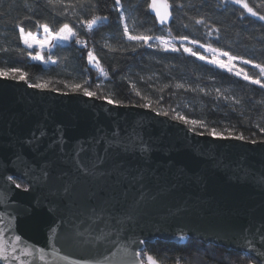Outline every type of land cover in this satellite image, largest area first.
<instances>
[{"label":"water","instance_id":"obj_1","mask_svg":"<svg viewBox=\"0 0 264 264\" xmlns=\"http://www.w3.org/2000/svg\"><path fill=\"white\" fill-rule=\"evenodd\" d=\"M148 10L162 28L155 13ZM169 12L172 14L171 6ZM172 19L171 15L166 27ZM156 113L137 106L109 105L105 99L88 98L82 93L62 95L29 88L23 81L0 80V195L12 189L8 204L0 202L4 239L18 234L21 244L43 248L45 260L36 259L34 264L102 260L103 246L60 245L54 239L51 243L62 250L55 259L48 255L56 219L48 210L56 203L48 190L62 189L66 181L75 180V207L71 212L86 213L89 192L113 187L118 177H106L101 183L80 176L74 148L107 137L118 138L130 149L123 154L109 153L103 165L110 169L121 164L126 170L127 180L120 187L130 188L127 203L138 190L154 197L146 202L128 237L146 244H181L191 239L247 255L242 235L246 229L255 232L264 223V143L197 135L181 121ZM145 147L149 151L142 156L141 148ZM91 151L103 155L104 144L92 143ZM45 165L51 173L47 188H30L25 193L6 179L8 175L23 176L26 167L38 171ZM139 176L143 177V188L133 181ZM17 181L24 183L23 179ZM37 199L43 203L37 205ZM127 203L121 205V211ZM111 239L115 245L126 243L115 234ZM138 247L145 244L133 245V249ZM251 251L255 261L264 264V242L258 235Z\"/></svg>","mask_w":264,"mask_h":264},{"label":"trees","instance_id":"obj_2","mask_svg":"<svg viewBox=\"0 0 264 264\" xmlns=\"http://www.w3.org/2000/svg\"><path fill=\"white\" fill-rule=\"evenodd\" d=\"M72 2L65 0V3ZM115 2L89 0L78 10L77 16L65 17L57 14L58 9L49 8L44 0H0V49H8L0 51V68L22 69L28 73L30 82H51L49 87L59 93H73L70 87H64L65 84H82L119 101L120 105L141 107L139 105L147 103L151 105L147 109L168 112L172 119L183 115L202 121L207 129L215 128L221 132L234 129V134H242L245 141H264L261 130L264 129V89L189 56L183 48L179 52H165L142 42L128 41L123 36ZM247 2L264 14V9L257 7L264 5V0ZM169 3H182L184 7H172V22L162 31L149 13V0H121L125 15L135 18L134 34L150 29L148 34L169 38L167 29H170L173 36H187L230 54L264 63V21L249 16L239 5L225 7L219 0H169ZM93 14L108 16V20L89 32L79 25L78 18H91ZM201 17L205 23L195 24V19ZM21 21L26 31L33 32L38 31V23H48L58 29L63 22H70L78 32L81 45L73 40L64 47L53 48L51 54L56 64L33 62L27 55L30 51L19 40L16 25ZM129 23L131 26V19ZM213 29H219V32H213ZM210 32L212 34L208 35ZM186 42L177 39L173 43L192 46L190 48L203 55L205 50L199 48V44L188 45ZM84 44L87 46H82ZM89 49L100 61L103 74L88 63ZM47 54V51L43 53L45 59ZM238 64L249 75L259 77L258 69L241 65L239 61ZM178 84L183 87L177 88ZM236 100L240 103H234ZM188 127L192 128L191 125ZM194 132L207 135L205 127H196ZM144 250L157 259L158 264H249L247 255L191 239L181 244L147 243ZM253 264L258 263L253 261Z\"/></svg>","mask_w":264,"mask_h":264},{"label":"snow or ice","instance_id":"obj_3","mask_svg":"<svg viewBox=\"0 0 264 264\" xmlns=\"http://www.w3.org/2000/svg\"><path fill=\"white\" fill-rule=\"evenodd\" d=\"M89 0H73L72 3H65V0H44V3L53 9H58L57 14L68 17L69 15L77 16L78 10L86 6ZM220 5L225 7L229 4L239 5L251 17H256L260 21H264V14H261L254 10L247 0H219ZM37 7L39 5H36ZM95 7V4L92 5ZM171 7L183 8L184 5H170L169 0H151L148 4V8L155 13L156 20L162 26V31L165 30L168 25L169 18L172 15L169 12ZM27 7V5H26ZM257 7L264 9V5H258ZM71 10V12L69 11ZM115 10L120 14L119 21L123 26V36L128 41H134L137 43L142 42L143 45L153 47L156 50H162L165 52H179L181 48L189 56H195L198 60H206V63L214 65L217 68L226 70L234 76H237L251 85H258L264 89V63H257L251 59H246L241 56L230 54L228 51H222L220 48L213 47L212 44L199 43L195 39H189L187 36H173L170 29H167V35L169 38H165L164 35H152L148 34L151 32H140L135 33V18H130L125 15V12L121 5V0H116ZM129 19L132 23L130 26ZM108 20V16L93 14L91 18H78V23L84 29L89 32L93 31L99 25L104 24ZM205 23L203 17L195 19V24L202 25ZM23 22H19L16 27L19 32V40L23 43L26 49H36L35 54L28 52L27 55L33 62L47 63L51 62L56 64L57 61L52 58V49L56 47H64L71 41L75 40L77 45H81V39L79 38L78 32L75 30V26L70 22H63L58 29H53L48 23H38L37 32L26 31L25 27L22 26ZM39 30H42L39 31ZM213 32H219V29H213ZM212 33H208L211 35ZM179 39L181 42L187 41L190 45L199 44V48L212 54L211 59H206L204 55H200L199 52L194 51L190 47H186L183 43L179 46L173 42ZM150 41L156 43L150 44ZM86 47L87 45H82ZM47 50V59H45V51ZM114 50V49H113ZM135 51V48L132 49ZM0 51H8L7 48L0 49ZM219 57H227V62L221 60ZM88 63L93 65L99 70L101 74L104 73L103 68L100 65V61L94 55L93 50L89 49L87 53ZM239 61L241 65H251L252 68L259 70V77H253L249 75L248 71L243 68H236L234 62ZM236 68V70H234ZM0 80H14L16 82L23 81L29 88H35L38 90H49L57 91L55 88H50L51 82H30L28 73L24 72L19 68H0ZM87 83V81L85 82ZM65 88H71L73 93L81 92L83 96L88 98L105 99L109 105H120L119 101H114L110 97H105L98 94L97 92L89 90L82 84L64 85ZM177 88L183 87L182 85H176ZM68 92L62 93V95H68ZM140 95L139 92L136 93ZM219 94V90H218ZM234 103H240L239 100ZM141 107L150 108V104L139 105ZM156 115L168 116V112H157ZM174 119H178L185 125H191L190 130H195L196 127H205L207 135L214 139L221 140H238L244 141L245 137L242 134H234V129H224L223 132L217 131L215 128L207 129L202 121L195 119H188L183 115L175 116ZM264 131V129H261ZM226 133V134H225ZM197 135H204L203 132H197ZM115 136V134H113ZM252 144H256V140L249 141ZM92 143L104 144V154H93L91 151ZM264 143V141H261ZM129 146L123 145L118 138L108 139L105 137L103 140H93L92 142H82L79 147L74 148V163L76 164V171L80 176L93 181L104 182L106 177L117 176L118 179L114 181V186L108 189L100 187L89 192V208L86 213L71 212V208L75 207L72 197L74 196V184L75 180L66 181L63 184L62 189H49L48 196L55 201V207L49 206V212H52L56 219L54 220V226L50 232L49 245L51 251L48 255L53 256L55 259L58 253L62 250L54 246L51 241L54 239L56 244H69L72 246L98 248L103 246L104 251L100 253L103 256L102 260L94 259L92 261L84 260L81 264H158L157 259L152 255L145 252L144 248L138 247L133 249V245H144V240H134L128 237L130 229L135 225L138 220L141 211L146 205L149 199L154 197H148L144 191L138 190V194L131 201L127 203L130 195V188H121L120 185L123 181L127 180V172L122 168L121 164H115L110 169H105L103 165L108 160L109 153H120L123 154L128 152ZM149 148H141V155H146ZM48 165L40 167L39 170H34L30 167H26L24 174L21 177H14L8 175L6 179L11 183L15 184L16 189H22L23 192H29L30 188L35 191L37 187L47 188L48 181L51 179V173L48 170ZM2 179V178H0ZM17 179H23L24 183H17ZM143 177H133L134 183L141 184ZM264 187V184H262ZM12 191L11 188L8 192L0 195V202L8 204L9 193ZM99 202V203H97ZM37 205L43 203V201L37 199ZM51 203V202H50ZM127 203V206L123 211L120 210L122 204ZM57 228L59 231H57ZM121 236L122 239H126V243L123 245H115V241L111 239L113 235ZM123 234V235H122ZM259 236V240L264 242V223L256 229L255 232H251L250 229L245 230V234L242 235V239L246 242L244 245L245 251L247 252V258L249 264H253L255 256L251 251L253 247V241L256 236ZM251 236V238H249ZM180 239H184L183 236ZM22 237L20 235H14L9 239H4V230L0 229V264H34L36 259L40 261L45 260V252L43 248L35 246L29 247L27 244H21ZM115 246L116 250L113 251L112 247ZM131 250V251H130ZM130 257V258H129ZM61 259L65 257L61 256Z\"/></svg>","mask_w":264,"mask_h":264},{"label":"rangeland","instance_id":"obj_4","mask_svg":"<svg viewBox=\"0 0 264 264\" xmlns=\"http://www.w3.org/2000/svg\"><path fill=\"white\" fill-rule=\"evenodd\" d=\"M40 31L42 32V30H40ZM154 43H156V42H154ZM186 44H188V42H186ZM188 45H190V44H188ZM186 47H187V46H186ZM188 47H192V46H188ZM28 50H29L30 52H33V53L35 54L36 49H28ZM46 51H47V50H46ZM203 55L206 57V59H211V58H212V54L209 53V52H205V51H204ZM219 58H220L221 60L227 62V57H219ZM199 61L206 63V60H204V61L199 60ZM43 64H45V63H43ZM206 64H208V63H206ZM234 64L236 65V68H240V66H239V64H238V61L234 62ZM209 65H210V64H209ZM211 66L215 67L214 65H211ZM215 68H217V67H215ZM236 68H234V70H236ZM217 69H218V70H221V71H224V72H227L226 70H223V69H220V68H217ZM227 73H229V72H227ZM230 74H231V73H230Z\"/></svg>","mask_w":264,"mask_h":264}]
</instances>
